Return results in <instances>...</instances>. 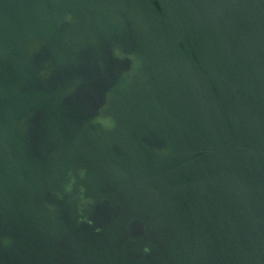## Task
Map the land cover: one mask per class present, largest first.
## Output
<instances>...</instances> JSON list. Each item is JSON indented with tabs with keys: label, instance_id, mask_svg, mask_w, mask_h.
<instances>
[{
	"label": "water",
	"instance_id": "1",
	"mask_svg": "<svg viewBox=\"0 0 264 264\" xmlns=\"http://www.w3.org/2000/svg\"><path fill=\"white\" fill-rule=\"evenodd\" d=\"M0 264H264V0H0Z\"/></svg>",
	"mask_w": 264,
	"mask_h": 264
}]
</instances>
